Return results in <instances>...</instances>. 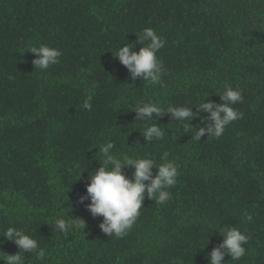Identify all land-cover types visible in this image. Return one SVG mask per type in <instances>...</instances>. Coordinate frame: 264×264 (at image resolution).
I'll use <instances>...</instances> for the list:
<instances>
[{
  "label": "trees",
  "instance_id": "trees-1",
  "mask_svg": "<svg viewBox=\"0 0 264 264\" xmlns=\"http://www.w3.org/2000/svg\"><path fill=\"white\" fill-rule=\"evenodd\" d=\"M149 27L165 40L156 85L132 81L113 56L123 43L139 51L136 36ZM41 44L62 53L47 71L28 52ZM225 84L241 91L233 107L242 116L220 138L193 142L165 115L156 118L165 137L145 142L136 102L221 104ZM108 141L178 165L171 198H146L123 237L106 236L90 201L78 203ZM61 211L85 228L55 231ZM226 226L249 239L244 257L222 264H264V0H0V236L22 229L46 250L44 260L22 253L24 264H209ZM0 251L20 249L4 241Z\"/></svg>",
  "mask_w": 264,
  "mask_h": 264
},
{
  "label": "clouds",
  "instance_id": "clouds-1",
  "mask_svg": "<svg viewBox=\"0 0 264 264\" xmlns=\"http://www.w3.org/2000/svg\"><path fill=\"white\" fill-rule=\"evenodd\" d=\"M136 37V42L142 45L139 51L135 50L134 44L123 43L113 56L127 68L132 81L140 79L150 85L159 84L165 73L163 62L157 57V53L165 46V40L150 27L144 28ZM28 52L36 57L32 61L34 69L41 71H47L51 66L58 64L62 55L59 49L44 44L31 46ZM219 97L221 104L205 102L207 100L205 98L195 107L169 105L164 108L152 101H138L131 112L136 114L135 121L143 125V133L140 134L145 142L158 141L165 137L164 129L156 123V118L165 115L179 123L185 133H194L191 140L199 142L204 136L220 138L226 126L242 116L233 107L242 102L240 90L225 84L224 91ZM91 100L92 97L88 96L82 108L91 111ZM192 108L196 111H192ZM201 113L209 115L201 116ZM194 119H199L204 127L193 126ZM98 151L102 160L98 163L99 167L90 172L92 174L89 173L86 195L81 196L78 203L90 201L85 207L92 217H103V223L99 224V228L106 236L123 237L128 234L139 217L146 198L160 205L171 198L168 189L177 182L178 165L167 160L166 155L161 158L160 163L149 157L132 158L118 152L112 141L100 145ZM126 168L134 169L131 177L126 175L124 171ZM153 169L156 170L155 173ZM83 172L79 174V179ZM67 217L66 219L62 211L57 214L53 222L55 231L66 234L85 228L83 220L73 219L69 214ZM221 233L223 242L207 255L209 264H222L225 256L236 261L246 254L244 245L249 239L246 234L236 226H226ZM0 237L4 238L0 240V244L8 241L20 249L17 254L0 251V261L4 264H24L22 253H34L37 260L46 259V250L40 248L38 241L22 229L8 227Z\"/></svg>",
  "mask_w": 264,
  "mask_h": 264
}]
</instances>
